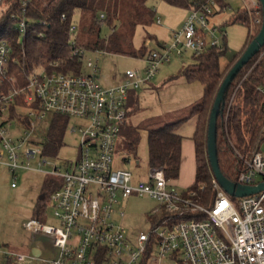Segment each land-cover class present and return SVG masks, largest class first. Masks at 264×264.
<instances>
[{
    "label": "built area",
    "instance_id": "built-area-1",
    "mask_svg": "<svg viewBox=\"0 0 264 264\" xmlns=\"http://www.w3.org/2000/svg\"><path fill=\"white\" fill-rule=\"evenodd\" d=\"M14 1L20 3L18 26L25 33L26 11L32 0ZM241 2L243 9L255 15L254 33L263 23L261 1ZM217 11H221L218 0L193 6L184 23L173 31L171 41L146 54L143 69H127L112 86L98 81L99 59H87L84 64L87 50L76 45L77 26L72 24L70 43L73 54L84 56L82 72L57 70L58 63H51V69L39 64L26 84L0 94V165L8 168L15 181L19 170H35L61 180L48 204L58 223L51 225L37 218L24 223L31 232L52 237L58 254L49 264H264V189L233 197L214 177L216 194L212 204L204 205L197 200L196 191L180 189L163 167L149 166L145 175L136 177L125 167L130 159L117 157L130 93L147 86L160 66L174 56H198L210 47L228 44L227 30L212 21ZM12 53V46L0 40V91L7 79L16 81L10 73L12 63L17 62ZM261 92L264 94V89ZM16 96L24 98L18 114L27 118V123L10 116ZM47 114L79 119L80 126L71 128L80 133L76 158L54 162L55 157L43 154V145L31 140L37 121ZM261 136L250 154L237 151L244 164L238 180L242 184L264 183V125ZM37 158L38 165L33 167L31 160ZM132 195L148 196L157 203L147 214L149 231L142 230L136 237L118 221L126 215L117 209L119 199ZM1 255L19 261L26 258L0 244Z\"/></svg>",
    "mask_w": 264,
    "mask_h": 264
},
{
    "label": "trees",
    "instance_id": "trees-1",
    "mask_svg": "<svg viewBox=\"0 0 264 264\" xmlns=\"http://www.w3.org/2000/svg\"><path fill=\"white\" fill-rule=\"evenodd\" d=\"M165 1L190 10L193 6H200L207 0ZM106 2L107 0H32L26 11V31L21 33L18 26L22 17L19 1L3 0L0 6V40H5L12 46V56L17 62L12 63L10 69V73L16 76V81L7 79L2 85L0 94L8 92L10 88L26 84L29 74L39 64H46L51 69V63H58L55 67L57 70L82 72L84 56L73 54L74 49L70 43L72 34L69 29L74 24V15L77 11L81 12L84 18L88 15L91 17V22L85 28L88 32H98L99 29L95 25L101 24L99 18H102V14H104L102 20L104 19L112 28L118 20L117 0L114 1V10H110L107 14L101 12L100 17H97L98 10ZM146 2L147 0H136L139 6H145ZM218 2L221 10L230 7V2L227 0H218ZM260 8V17L263 19V8L262 6ZM254 20L255 15L243 8L232 14L230 22L246 25L249 32L243 48L224 66L221 64V59L227 54V44L221 47H210L198 56L192 55L193 62L184 68L183 75L188 81H200L203 84L202 99L191 107L188 116L148 131L150 166H161L168 178L177 179L181 171L183 140L179 128L190 117H196L192 136L195 145L196 174L195 181L189 189L196 191L197 200L204 205L212 204L216 194L213 187L214 175L208 156L210 114L223 79L261 29L262 23L257 25L254 33H251ZM137 23L134 22V27ZM114 36L115 34H111L107 39H102L98 32L99 38L94 42H82L78 36L75 37V41L77 46L84 47L86 50L120 51L138 57H145L149 52L145 44L138 51L131 52L116 48ZM262 51L264 46L233 79L225 92L224 102L217 118L216 143L219 166L223 174L234 182H238L240 172L244 168V164L237 156V151L242 155H248L262 139L261 131L264 125V94L261 92V89H264V54L260 56ZM133 92L130 93L128 105L132 100ZM22 106H24V98L16 96L10 105V116L27 123L28 119L18 114V109ZM68 121L67 117L53 115L48 139L43 144L44 155L51 157L57 155L64 144ZM136 144L137 139L133 136L129 137L126 142L128 152L135 150ZM119 149L118 145L117 150ZM200 184H205V187L200 189ZM60 185L59 178L46 176L34 210L35 218L43 221L51 193Z\"/></svg>",
    "mask_w": 264,
    "mask_h": 264
},
{
    "label": "rangeland",
    "instance_id": "rangeland-1",
    "mask_svg": "<svg viewBox=\"0 0 264 264\" xmlns=\"http://www.w3.org/2000/svg\"><path fill=\"white\" fill-rule=\"evenodd\" d=\"M114 1L107 0L98 10L97 17H100L101 12L107 14L110 10H114ZM227 1L230 2V7L217 12L212 18L213 22L222 24L228 32L227 54L221 59L223 66L243 48L249 32L246 25L230 22L232 14L242 8L241 0ZM116 6L118 20L114 26L111 28L104 19L99 18L101 24L95 27L99 29V37L102 39L115 34L116 48H121L125 52L138 51L144 44L150 51L158 49L162 43L170 42L173 31L179 28L190 12L189 9L171 5L165 0H147L145 6H139L136 0H117ZM83 18V14L79 11L74 15V24L77 26L74 38L78 36L82 42H94L99 38L98 32L86 31L85 28L91 22V17L88 15ZM158 19H161V22H157ZM134 22H138L135 27ZM87 59L93 61L99 59L97 78L103 86L119 83L127 69H143L146 64L145 57L120 51L87 49L85 65ZM192 62L191 53L174 56L170 62L160 66L147 86L132 94L127 120L120 131L118 140L120 149L117 157L130 159V163H127L125 167L132 170L136 177L140 174L145 175L150 166L148 131L188 116L191 107L202 99L203 84L200 81H188L183 75L184 68ZM85 70L90 72L87 67ZM52 119L53 115L47 114L37 121L31 136V140L36 145L41 146L48 139ZM195 125L196 117L192 116L182 124V134L188 138L192 137ZM73 126H80L78 118L69 119L64 134V144L53 159L54 162H62L78 156L80 133L72 132ZM132 136L137 139V144L135 150L128 152L126 142ZM137 161H139L138 164ZM31 165L37 167L38 158L31 160ZM45 177L43 173L34 170H19V177L15 181L8 168L0 165V225L10 240L7 242L11 250L24 251L33 255L32 246L29 245L30 248L27 246L24 249L21 245L28 244L29 240H32L35 246L41 239L48 246V250L44 253L45 257L52 259L56 250L52 246L54 244L50 237L37 234L33 238L32 233L22 225L23 220L28 221L34 218L33 208L41 195ZM13 182H16L18 187H12ZM179 188L182 189L183 186ZM156 204V201L148 196L132 195L127 199L120 198L117 209L124 210L126 215L118 221L127 228L131 237H136L142 230L149 231L151 225L147 214ZM45 213L46 217L43 219L45 223L51 225L58 223L52 207L46 206ZM48 261L43 264H49Z\"/></svg>",
    "mask_w": 264,
    "mask_h": 264
},
{
    "label": "water",
    "instance_id": "water-1",
    "mask_svg": "<svg viewBox=\"0 0 264 264\" xmlns=\"http://www.w3.org/2000/svg\"><path fill=\"white\" fill-rule=\"evenodd\" d=\"M263 8V23L259 33L253 38L245 51L236 60L223 79L210 114L208 127V156L212 172L221 187L233 197H243L259 192L264 189V183L259 185H245L228 179L220 169L217 154V118L224 102L227 88L232 83L238 72L260 51L264 46V0H260Z\"/></svg>",
    "mask_w": 264,
    "mask_h": 264
},
{
    "label": "crops",
    "instance_id": "crops-1",
    "mask_svg": "<svg viewBox=\"0 0 264 264\" xmlns=\"http://www.w3.org/2000/svg\"><path fill=\"white\" fill-rule=\"evenodd\" d=\"M188 16V15H187ZM187 18V17H186ZM186 20V19H185ZM184 20V21H185ZM184 21L180 24V26L184 23ZM179 26V27H180ZM122 78V77H121ZM121 80V79H120ZM136 91L133 92V94ZM131 98V97H130ZM181 128L182 125L179 128V133L183 136V140H182V160H181V171H180V176L177 179H174V182L177 184L178 187L183 186L182 190L189 188L195 181V174H196V159H195V145H194V141L192 139V137H186L182 134L181 132ZM193 136V135H192ZM35 171V170H34ZM39 172V171H37ZM46 178V177H45ZM44 178V180H45ZM44 182V181H43ZM43 185V183H42ZM12 186V185H11ZM14 188L18 187V184L16 186H12ZM42 188V187H41ZM41 191V190H40ZM49 204V200L46 204V206H48ZM36 207V206H35ZM35 207L33 208V215H34V210ZM35 218V217H34ZM26 222V220H23L22 225L24 226V223ZM31 232V231H30ZM32 233V237L34 238L37 234H41V236H46V237H50L49 235H46L44 233ZM50 239L53 242L52 237H50ZM7 241H10L8 239V237H6V234L4 233V231L1 228L0 225V244L7 250L13 251L10 249L9 244ZM33 241L29 240L28 244H22L21 247H23L24 249L28 246L30 248V246H32V254L33 255H29V253H24V251L21 252H16V253H20V254H24L26 256L25 260L23 261H19L16 258H8L4 255L0 256V264H43L46 263L47 260H52L54 259L57 254H58V248L55 245H52L55 251L54 254V258H49V257H45V252L46 250H48V246H46L43 243V240L39 239L37 244L35 246H33ZM54 244V243H53ZM30 245V246H29ZM15 252V251H14ZM29 258V259H28ZM28 259V260H27ZM48 261V263H49Z\"/></svg>",
    "mask_w": 264,
    "mask_h": 264
}]
</instances>
